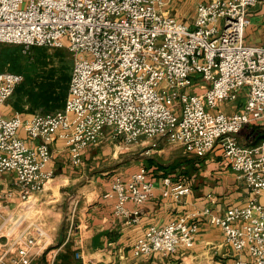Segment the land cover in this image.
Listing matches in <instances>:
<instances>
[{
	"label": "built area",
	"instance_id": "built-area-1",
	"mask_svg": "<svg viewBox=\"0 0 264 264\" xmlns=\"http://www.w3.org/2000/svg\"><path fill=\"white\" fill-rule=\"evenodd\" d=\"M258 4L264 0H203L192 25L172 14L166 0H0V42L27 50L66 47L75 58L65 107L55 112L7 114L3 106L24 74L0 70V172L13 174L20 201L31 200L54 177L49 163L57 139L74 165L109 131L128 141L166 137L200 155L219 147L256 196L223 212L208 205L150 225L133 252L170 256L191 248L207 218L223 229L238 253L236 264H264V141L239 139L246 125H264V43L246 41L250 9ZM239 101L235 111L223 108ZM164 185L166 195L191 193L171 175ZM154 188L152 170L142 165L128 177L117 173L106 196L116 199L117 217L137 223ZM2 218L0 264H32L45 228L12 213ZM70 230L79 225L72 222ZM76 243L77 264H87L81 235Z\"/></svg>",
	"mask_w": 264,
	"mask_h": 264
},
{
	"label": "crops",
	"instance_id": "crops-1",
	"mask_svg": "<svg viewBox=\"0 0 264 264\" xmlns=\"http://www.w3.org/2000/svg\"><path fill=\"white\" fill-rule=\"evenodd\" d=\"M250 17L246 41L263 44L264 4L252 7ZM242 97L244 100V96ZM240 104V101L227 103L223 108L232 112ZM3 110L7 114L12 111L7 104L3 106ZM262 134L264 133L260 132L258 136ZM247 135L242 142L251 143L258 137L252 140L251 135ZM106 141L108 139L104 142ZM262 141L264 139L259 142ZM96 146H90L84 151L83 161L89 158L90 151ZM52 149L54 155L49 168L54 171V177L28 202L20 201L13 174L0 172V227L4 222L2 216L12 213L19 221L37 220L46 230L47 235L38 238L39 253L32 264L39 259L43 262L46 255L47 260L53 264L59 253L68 254L64 264H77L80 260L76 258V239L80 235L84 239L83 257L87 264H172L174 261H178V264H236L238 253L227 242L223 229L207 218L200 220L195 244L191 248L180 249L170 256L161 253L136 256L133 252L134 243L150 225H165L208 205H212L216 212H223L231 206L244 205L256 196L239 173L225 163L219 147L203 155L188 153L184 149L182 155L172 158L173 162L177 159L178 165L175 166L146 165L152 170L155 188L153 196L140 206V220L137 223H128L115 215L116 199L106 196L112 188L114 177L88 176L84 166H77L78 170H73L69 148L61 139L53 142ZM137 169H127L123 175L128 177ZM167 175H171L174 181L190 185L191 193L181 196L166 195L164 177ZM67 185L73 187L75 198L65 205L60 201L62 192L57 195L56 191ZM8 192H12L13 196L7 198L5 194ZM259 199L264 201V193ZM128 206L133 208L134 204L129 202ZM72 212L73 216L69 218ZM72 222L79 225V231L71 232ZM104 230L109 232L101 236L100 244L95 248L93 237ZM246 257L251 260L249 255L246 254Z\"/></svg>",
	"mask_w": 264,
	"mask_h": 264
},
{
	"label": "rangeland",
	"instance_id": "rangeland-1",
	"mask_svg": "<svg viewBox=\"0 0 264 264\" xmlns=\"http://www.w3.org/2000/svg\"><path fill=\"white\" fill-rule=\"evenodd\" d=\"M168 10L193 25V20L196 13V4L200 0H166ZM55 48L66 47H48L34 46L30 50L23 47L21 43L0 42V70L9 69L24 74V80L21 82L11 98L8 99L7 106L12 109L11 114L19 109L26 116L38 112H55L65 107V101H60L55 105L53 101L47 103H36L35 96L37 93L48 89V83L52 80L51 71L53 65L60 64V58L56 54ZM68 49V48H67ZM69 50V49H68ZM68 62L73 70L75 58L71 53ZM26 85V79H28ZM46 84V85H45ZM22 86H25L22 88ZM68 95V94H67ZM14 109V110H13ZM55 110V111H54ZM255 132L264 133V125H246L239 133V139L243 140L247 134ZM108 141L101 143L92 149L89 153V158L84 159L81 164L73 165V170H78L84 166V170L88 176L96 175L97 177H115L114 175L124 174L125 170L132 168L139 169L142 165H161L166 166L178 165L177 159L172 161V158L177 155H182L184 148L179 144L171 142L166 137H142L137 140H126L122 136H117L113 132L106 133ZM249 135V136H250ZM250 138L254 140V135ZM82 165V166H81ZM62 192L60 201L68 204L75 197L73 187L67 185L56 191L58 195ZM68 254H57L53 264H64ZM46 255L42 262L40 259L35 264H51ZM53 258H51L52 260ZM50 260V259H49Z\"/></svg>",
	"mask_w": 264,
	"mask_h": 264
},
{
	"label": "trees",
	"instance_id": "trees-1",
	"mask_svg": "<svg viewBox=\"0 0 264 264\" xmlns=\"http://www.w3.org/2000/svg\"><path fill=\"white\" fill-rule=\"evenodd\" d=\"M55 49H56V54L60 58V64L58 66L53 65L52 68L50 69L52 80H50L48 83V89H45L37 93V95L34 98L36 103L44 102L49 104L50 101H53V103H55L56 105L60 101H64L67 98L70 80H71V74H72L71 72L72 66L68 62L71 52L67 48H55ZM29 77L30 76L28 75V79H26V85H27V81H29ZM24 87L25 86H22V88ZM255 131L256 130H253L251 133V135L254 134V138H256L260 133Z\"/></svg>",
	"mask_w": 264,
	"mask_h": 264
},
{
	"label": "water",
	"instance_id": "water-1",
	"mask_svg": "<svg viewBox=\"0 0 264 264\" xmlns=\"http://www.w3.org/2000/svg\"><path fill=\"white\" fill-rule=\"evenodd\" d=\"M261 139H264V134L258 136L253 142L248 143V144L255 145V144H257ZM108 232H109L108 230H104V231H101V232L97 233V234L93 237V245H94L95 248H97V247L99 246L101 236L107 234ZM172 264H178V261H174Z\"/></svg>",
	"mask_w": 264,
	"mask_h": 264
}]
</instances>
